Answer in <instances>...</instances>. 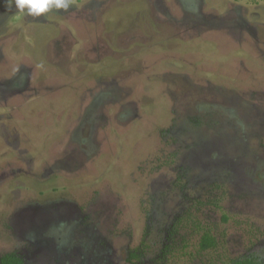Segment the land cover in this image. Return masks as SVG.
Listing matches in <instances>:
<instances>
[{"label":"rangeland","instance_id":"rangeland-1","mask_svg":"<svg viewBox=\"0 0 264 264\" xmlns=\"http://www.w3.org/2000/svg\"><path fill=\"white\" fill-rule=\"evenodd\" d=\"M11 252L264 264V0H72L39 17L0 0Z\"/></svg>","mask_w":264,"mask_h":264},{"label":"clouds","instance_id":"clouds-1","mask_svg":"<svg viewBox=\"0 0 264 264\" xmlns=\"http://www.w3.org/2000/svg\"><path fill=\"white\" fill-rule=\"evenodd\" d=\"M72 0H5L6 7L28 16L39 17L52 9H63L67 11Z\"/></svg>","mask_w":264,"mask_h":264},{"label":"trees","instance_id":"trees-1","mask_svg":"<svg viewBox=\"0 0 264 264\" xmlns=\"http://www.w3.org/2000/svg\"><path fill=\"white\" fill-rule=\"evenodd\" d=\"M216 246L215 236L209 231L204 230L200 236L199 248L201 250H206ZM0 264H24L23 259L18 254L11 252L6 253L0 257ZM231 264H253L251 260L242 259L234 260Z\"/></svg>","mask_w":264,"mask_h":264}]
</instances>
